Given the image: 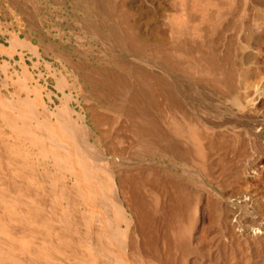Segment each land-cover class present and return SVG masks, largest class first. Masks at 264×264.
Instances as JSON below:
<instances>
[{"label":"rangeland","instance_id":"1","mask_svg":"<svg viewBox=\"0 0 264 264\" xmlns=\"http://www.w3.org/2000/svg\"><path fill=\"white\" fill-rule=\"evenodd\" d=\"M253 150L264 0H0V264H264Z\"/></svg>","mask_w":264,"mask_h":264},{"label":"built area","instance_id":"2","mask_svg":"<svg viewBox=\"0 0 264 264\" xmlns=\"http://www.w3.org/2000/svg\"><path fill=\"white\" fill-rule=\"evenodd\" d=\"M256 156L254 150L250 152L243 186L225 196L229 224L243 237L264 236V174H256L249 164Z\"/></svg>","mask_w":264,"mask_h":264}]
</instances>
